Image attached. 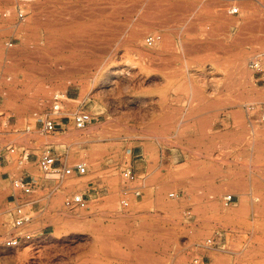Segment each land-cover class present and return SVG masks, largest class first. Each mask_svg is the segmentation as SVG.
I'll return each instance as SVG.
<instances>
[{"label": "rangeland", "instance_id": "1", "mask_svg": "<svg viewBox=\"0 0 264 264\" xmlns=\"http://www.w3.org/2000/svg\"><path fill=\"white\" fill-rule=\"evenodd\" d=\"M239 3L233 16L225 0H0V155L15 150L2 167L38 184L17 230L31 239L9 248L15 204L0 181V264H191L209 239L204 264H264V125L245 115L264 107V0ZM243 54L262 62L252 81ZM56 94L67 117L94 118L79 138L50 141L72 125L41 132ZM48 148L57 167L86 161L87 174H44ZM88 191L86 208L64 206Z\"/></svg>", "mask_w": 264, "mask_h": 264}, {"label": "built area", "instance_id": "2", "mask_svg": "<svg viewBox=\"0 0 264 264\" xmlns=\"http://www.w3.org/2000/svg\"><path fill=\"white\" fill-rule=\"evenodd\" d=\"M239 1L240 0H225L228 14L233 16L240 14ZM19 17H22V15L19 14ZM159 40V36L149 35L146 38V43L148 46H152ZM7 46L11 47L12 45L9 43ZM250 67L256 72V74L262 75L263 69L260 59L256 58V60L252 61ZM257 81L262 82V87L264 89V78L260 77ZM247 110L253 111L254 109L250 107ZM67 114L68 112L65 109L63 96L61 94L52 96L49 112L45 114L43 119H38V123L41 126V132L44 134L64 133L66 131V127L69 125H72L76 130H81L90 124L94 119L83 109L73 113L71 117H67ZM14 151L15 150L13 148H7L3 152L13 153ZM4 159L5 155H0V163ZM56 161V158L51 154L50 149L48 148L39 157L38 167L44 174L58 177H82L88 172V168L84 163L74 164L70 167H57ZM123 177L125 180L133 181L135 176L131 170H128L123 172ZM37 186V182L30 177L11 180V189L14 195L10 197V203L15 205L10 213L12 220L11 229L13 231L9 239L5 241V245L9 248L17 247L22 241H28L31 239L30 235L17 233V230L22 229L31 219L27 207L30 203L29 199H31L35 194ZM138 195L139 192H136L135 196ZM169 197H174V194L171 193ZM20 199H24V203H19ZM223 200L224 206H227L234 202V196L226 195ZM87 202L88 199L84 195H73L65 197L63 204L67 209H84L87 206ZM122 204L124 206L128 205V203L124 200L122 201ZM212 244L213 241L209 239L204 242L203 245H195L194 249H196V251L192 253L191 264H204L203 250L209 249Z\"/></svg>", "mask_w": 264, "mask_h": 264}, {"label": "bare ground", "instance_id": "3", "mask_svg": "<svg viewBox=\"0 0 264 264\" xmlns=\"http://www.w3.org/2000/svg\"><path fill=\"white\" fill-rule=\"evenodd\" d=\"M168 11V10H167ZM20 14V13H19ZM5 15V14H4ZM151 15V14H150ZM5 17V16H4ZM18 17H19V15H18ZM148 17V16H147ZM150 18V17H149ZM163 18H165V17H163ZM149 24V23H148ZM144 30V29H143ZM146 30V29H145ZM145 32V31H144ZM137 34V33H136ZM140 36H142L141 34H139ZM139 36V37H140ZM135 38V37H134ZM143 38V37H142ZM140 40V39H139ZM145 41V40H144ZM133 46V45H132ZM150 48V47H149ZM134 49L136 50V52L137 53H139L140 55H143V56H151L150 55V53L148 52V50H146V49H144V48H141L139 45H136L135 47H134ZM247 59H248V57H247V55L246 54H243V55H241L240 56V58H239V63H238V71H239V73L241 74V76H243V78H244V80L245 81H248L249 79H251V74H252V78H253V76H254V74H253V72L254 73H256L254 70H252L251 69V67H250V64L252 63V61H254V60H256V57H253L248 63L246 62L247 61ZM262 59V58H261ZM264 60V59H263ZM262 60V61H263ZM260 62H261V60H260ZM247 63V64H246ZM246 65H247V67H246ZM261 66H262V62H261ZM253 79H251V81H252ZM263 97V96H262ZM250 107H252L253 109H255V107L252 105V106H250ZM250 113V112H249ZM240 114V113H239ZM248 114V113H247ZM111 126V125H110ZM101 128L102 129V131L104 132L105 130H106V127H105V125L104 124H102V125H97L95 128H93V129H89L88 130V132L87 133H93L95 130H97V128ZM92 128V127H91ZM85 131V129H81V130H75L74 132H70V134H68V135H64V136H62L60 139H51L50 141H54V142H56V141H59V140H70V139H74V138H79V133L80 132H84ZM100 134H101V132H99ZM97 134V133H96ZM99 134V135H100ZM55 138V137H54ZM160 138V137H159ZM164 141H166V140H164ZM84 164H86V166H87V163H86V161L85 162H83ZM89 165V164H88ZM90 167V166H89ZM131 170V169H130ZM83 185H80L79 187H82ZM72 187H74V186H72ZM230 195V194H229ZM234 196V195H233ZM55 205H57L56 207H54V208H58V204L57 203H55ZM69 211V210H68ZM57 212V211H56ZM73 213H64V217H66L67 219H68V222L70 221V222H76L77 220H78V215H77V210H75V211H72ZM75 212V213H74ZM82 217V216H81ZM7 232V231H6ZM147 236H148V234H147ZM152 238V237H151ZM144 239V238H143ZM159 240V239H158ZM144 243V242H143ZM148 243V242H147ZM150 244V243H149ZM153 244V243H152ZM162 244V243H161ZM160 244V245H161ZM146 245V244H145ZM155 245V244H154ZM162 245H164V244H162ZM146 247V246H145ZM156 247V246H155ZM152 248V247H151ZM159 248H161V247H159ZM157 250V249H156ZM146 251V250H145ZM165 251V250H164ZM150 253H151V251H149ZM159 252V251H158ZM157 252V253H158ZM168 252V251H167ZM144 254V253H143ZM147 254V253H146ZM164 254H165V252H164ZM163 254V255H164ZM0 255L5 259H7V258H9V256H8V254H6L5 252H4V250L2 249H0ZM154 255V254H153ZM154 257V256H153ZM148 259H149V257H148ZM151 259V258H150ZM180 259H184L185 260V257H183V258H180L179 257V260ZM152 260H153V258H152ZM155 260V259H154ZM183 261V260H182ZM181 261V262H182ZM150 262H152V261H150ZM153 263V262H152ZM160 263V262H159ZM184 263V262H183ZM161 264V263H160Z\"/></svg>", "mask_w": 264, "mask_h": 264}, {"label": "crops", "instance_id": "4", "mask_svg": "<svg viewBox=\"0 0 264 264\" xmlns=\"http://www.w3.org/2000/svg\"><path fill=\"white\" fill-rule=\"evenodd\" d=\"M0 18H1V15H0ZM11 44V43H10ZM12 45V44H11ZM256 109V108H255ZM244 110H245V108H244ZM246 111V110H245ZM252 112H250V114H245L246 115V117H247V119H248V124H249V126L250 127H252V126H254V124H262V125H264V122L263 121H259V119H258V117H259V115L260 114H263L264 113V107H262L260 110H259V112H258V114H251ZM1 155H5V153L3 152V154H1ZM249 155H250V157H252V156H255L256 155V152H255V150L253 149V147H252V149H250V151H249ZM194 157L195 156H192L191 158L192 159H194ZM3 164H6L5 166H7V165H9V163H8V161L6 160V157H5V159L4 160H2L1 161V163H0V169H1V171H0V181H2V182H6V181H10V187H11V176H10V173L9 172H5V171H3L4 169H5V167H2V165ZM217 183H218V181H217ZM218 186V185H217ZM12 195H14L13 194V192L10 194V196H8V200L10 201V197L12 196ZM84 196L85 197H90L91 195H90V192L88 191L86 194H84ZM235 196H234V201H235Z\"/></svg>", "mask_w": 264, "mask_h": 264}]
</instances>
